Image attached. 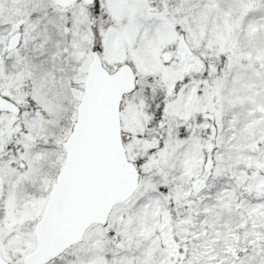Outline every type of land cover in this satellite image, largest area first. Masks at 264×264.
<instances>
[{
	"label": "snow or ice",
	"instance_id": "1",
	"mask_svg": "<svg viewBox=\"0 0 264 264\" xmlns=\"http://www.w3.org/2000/svg\"><path fill=\"white\" fill-rule=\"evenodd\" d=\"M0 264H264V0H0Z\"/></svg>",
	"mask_w": 264,
	"mask_h": 264
}]
</instances>
